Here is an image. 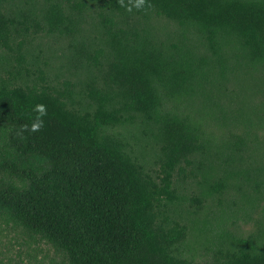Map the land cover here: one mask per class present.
Wrapping results in <instances>:
<instances>
[{"label":"trees","instance_id":"obj_1","mask_svg":"<svg viewBox=\"0 0 264 264\" xmlns=\"http://www.w3.org/2000/svg\"><path fill=\"white\" fill-rule=\"evenodd\" d=\"M134 4L0 0V223L63 264H264L261 220L246 235L217 230L207 260L186 254L205 204L221 220L234 189L264 202V101H220L229 77L264 83V0ZM158 19L199 46L158 39ZM52 40L64 63L50 78L35 51L49 57ZM136 123L134 144L150 147L123 135Z\"/></svg>","mask_w":264,"mask_h":264},{"label":"rangeland","instance_id":"obj_2","mask_svg":"<svg viewBox=\"0 0 264 264\" xmlns=\"http://www.w3.org/2000/svg\"><path fill=\"white\" fill-rule=\"evenodd\" d=\"M152 28L158 39L162 41L168 40L177 42V40L181 39L183 40V44L199 46L197 45L196 38L193 36L191 37V35H184L182 37V35H179L180 30L178 27L169 22L159 19L154 20L152 22ZM49 46L52 50L49 57L47 44H43V46L40 49H36L35 52L41 58L38 66L42 67V61L48 63L49 58L53 70L50 72V78H53V74H57V70L54 69L59 68L64 62L61 52L59 51L61 47L58 42H53L52 40ZM39 50H41V52H39ZM64 68L65 66L61 68L62 74L65 72ZM254 75L257 77L256 74ZM62 77L63 76L59 79ZM215 89V85H209L207 87V92L211 93L216 99L215 96L219 94L216 93ZM263 90L264 83H261L259 78L254 82V79L248 80V77L242 75L235 78L229 77L220 101L221 104L223 103L226 108L230 109L232 112L237 111L239 108H237V104L234 103V101L242 103L245 109L254 104L260 108V103L264 101ZM228 96L232 97L234 101L232 99H227ZM186 110H192L196 117L202 115L203 112H211L202 105L198 106L197 104L188 106ZM138 125V123L131 125L127 129L122 130V132L123 135L127 137L129 143L135 149L140 150L143 144L147 148L150 147V143L137 142L134 144L133 136L138 135ZM185 188L187 193L194 191V189L187 186ZM221 203L219 210L221 212L220 218L222 219L214 220V212L218 211L215 205L216 200L210 201L208 204H205L199 216L200 220L205 217L206 220L197 224L199 225L197 228L199 227L203 230L202 234L191 231L188 237L190 251L186 252V254L188 257H192L196 262H202L210 258V247L213 245V239L217 238L215 234L217 230L225 229L232 233L246 235L256 227V222H258V220H261L262 227L264 226L263 201L257 205H252V203L248 204L242 197V192L234 189L224 196ZM185 206L187 207L188 204H185ZM188 210H191V208H188ZM0 260L4 264H63L58 253L55 252L50 245L35 242L21 231L6 227L2 223H0Z\"/></svg>","mask_w":264,"mask_h":264},{"label":"clouds","instance_id":"obj_3","mask_svg":"<svg viewBox=\"0 0 264 264\" xmlns=\"http://www.w3.org/2000/svg\"><path fill=\"white\" fill-rule=\"evenodd\" d=\"M144 4V0H135L134 7L137 9L141 8ZM128 11H131V8L128 9ZM35 111L38 113L36 116L35 122L31 125L32 130H39L42 126L44 121L41 119L46 114V107L44 104H37L35 105Z\"/></svg>","mask_w":264,"mask_h":264}]
</instances>
